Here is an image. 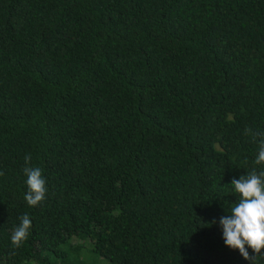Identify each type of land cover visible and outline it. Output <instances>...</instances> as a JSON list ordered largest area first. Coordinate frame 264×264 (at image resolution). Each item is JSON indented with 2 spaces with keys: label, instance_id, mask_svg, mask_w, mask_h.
<instances>
[{
  "label": "trees",
  "instance_id": "1",
  "mask_svg": "<svg viewBox=\"0 0 264 264\" xmlns=\"http://www.w3.org/2000/svg\"><path fill=\"white\" fill-rule=\"evenodd\" d=\"M249 130L264 0H0V264H251L219 223L264 171Z\"/></svg>",
  "mask_w": 264,
  "mask_h": 264
},
{
  "label": "clouds",
  "instance_id": "2",
  "mask_svg": "<svg viewBox=\"0 0 264 264\" xmlns=\"http://www.w3.org/2000/svg\"><path fill=\"white\" fill-rule=\"evenodd\" d=\"M253 142H258L257 165L264 164V132L251 133ZM23 169L27 177L28 191L24 199L32 207L38 206L46 199V179L39 167L30 166L31 156L24 157ZM4 173L0 171V176ZM231 185L239 195L238 201L227 211L228 214L220 218L225 244L238 249L246 260L256 264L257 257L264 256V171L253 169L239 179L233 178ZM215 223V221L213 222ZM32 221L25 214L20 217V224L12 232L11 240L14 247H21L30 235ZM251 248L255 256L249 254Z\"/></svg>",
  "mask_w": 264,
  "mask_h": 264
},
{
  "label": "rangeland",
  "instance_id": "3",
  "mask_svg": "<svg viewBox=\"0 0 264 264\" xmlns=\"http://www.w3.org/2000/svg\"><path fill=\"white\" fill-rule=\"evenodd\" d=\"M76 241H77V242H80V243H84V240H82V239H76ZM87 247H88V243H87L85 249H87ZM37 263H38V260H35V261H33L32 264H37Z\"/></svg>",
  "mask_w": 264,
  "mask_h": 264
}]
</instances>
